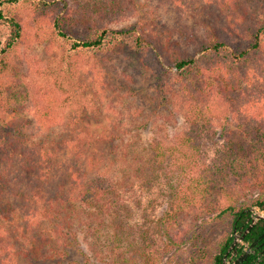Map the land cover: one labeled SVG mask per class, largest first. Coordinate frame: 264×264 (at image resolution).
I'll use <instances>...</instances> for the list:
<instances>
[{"label": "trees", "instance_id": "16d2710c", "mask_svg": "<svg viewBox=\"0 0 264 264\" xmlns=\"http://www.w3.org/2000/svg\"><path fill=\"white\" fill-rule=\"evenodd\" d=\"M82 1L85 5L71 6L68 0H0V20L10 26L0 53V264H89L87 258L76 259L84 255L77 233L106 213L118 196L111 181L91 173V152L99 151V144L74 137L30 141L29 121L20 109L26 94L11 54L21 37L17 9L34 22L38 43L66 47L58 58L68 84L57 79L54 84L65 93L67 105L77 106L68 128H77L91 115L101 120L98 108L86 100L77 65L87 58L100 65L99 55L119 53L128 44L139 69L153 76L162 104L186 107L188 125L176 147L187 161L194 159L207 123L215 120L221 126L222 143L212 162L190 178L185 194L177 197L175 215L160 218L166 226L159 255L132 240L128 245L133 248L130 259L140 257L143 264H172V253L188 243L185 264H221L233 229H246L252 207L264 210V13L254 18L237 0H191L198 27L179 21L176 34L148 25L110 29L91 20L105 8L97 0ZM236 41L242 45L235 46ZM155 156L163 155L158 151ZM184 208L194 211L195 221L203 222L206 215L227 224L215 245L210 247V239L201 235L202 222L189 237L175 224ZM263 232L264 219L252 226L244 242ZM256 256L250 255L247 264ZM130 259L121 256L117 263Z\"/></svg>", "mask_w": 264, "mask_h": 264}, {"label": "rangeland", "instance_id": "374dc122", "mask_svg": "<svg viewBox=\"0 0 264 264\" xmlns=\"http://www.w3.org/2000/svg\"><path fill=\"white\" fill-rule=\"evenodd\" d=\"M68 2L71 6L79 3L85 5L82 0ZM97 2L100 4L98 6L105 8L98 12L103 18L94 13L91 20H100L110 29L148 25V28L158 30L171 28L177 34L183 21L191 28L198 27L191 13V0ZM237 2L242 10L249 11L254 18L264 13V5L259 0ZM111 8L112 12H105ZM15 15V19L21 21L22 28L21 37L14 43L11 54L21 77L20 88L26 94L20 109L29 121L26 130L30 141L74 137L99 144V151L95 149L91 152L95 160V165L93 159L89 164L91 173L107 178L118 192L115 203L108 207L106 213H97L90 227L83 225L78 231L77 239L82 244L84 255H77L76 259L83 262L87 258L89 264H119L117 262L121 261V256L132 257L133 248L128 247L131 240L137 243L136 246H149L147 250L159 255L165 244L162 230L166 226L160 218L165 219L167 214L175 215L177 197L185 194L190 178L197 176L200 167L212 162L222 143L218 137L221 126L215 120L207 123L194 159L187 161L176 147L178 138L188 125L184 120L186 107L176 102L162 104L155 94L153 76L139 69L128 44L119 53L110 52L103 57L99 55L100 65H94L88 58L77 65V77L82 81L86 100L98 108L101 120L95 121L91 115L85 117L77 128L74 125L71 126L74 129L68 128L77 106L75 103L67 105L63 101L65 93L54 84L55 79L68 84L62 79L67 73L61 69L58 58L66 47L38 43L35 36L38 30L26 12L17 9ZM179 21L182 22L177 26ZM9 34L8 22L0 20V53ZM234 45L242 44L236 41ZM7 61L12 62L10 57ZM170 73L171 76L176 75L174 70H170ZM108 141L113 142L112 148ZM158 151L163 156L156 157ZM251 210L261 213L255 207ZM194 218V211L187 208L175 218V224L184 228L187 237L197 230L195 224L202 222L201 218L196 221ZM226 226V223L204 215L199 231L210 239L211 247L219 241L221 231ZM187 246L172 253V264L187 262L191 244ZM143 262L142 258L137 257L122 264Z\"/></svg>", "mask_w": 264, "mask_h": 264}, {"label": "flooded vegetation", "instance_id": "af4514ba", "mask_svg": "<svg viewBox=\"0 0 264 264\" xmlns=\"http://www.w3.org/2000/svg\"><path fill=\"white\" fill-rule=\"evenodd\" d=\"M242 232L243 231H241L240 229H236V228L233 229V235L236 234L239 236L242 234ZM263 233H261L257 239L251 242H244V238H243V240L241 241V243L239 244L237 248V252L234 255L232 256L230 255L227 258L226 264H235V261L237 260L238 256L243 254L246 250H248V256L246 257V259L240 262V264H247V258L252 254H257V256L253 260L254 262H251V264H264V234ZM240 247H242V250L238 251Z\"/></svg>", "mask_w": 264, "mask_h": 264}, {"label": "water", "instance_id": "95a60500", "mask_svg": "<svg viewBox=\"0 0 264 264\" xmlns=\"http://www.w3.org/2000/svg\"><path fill=\"white\" fill-rule=\"evenodd\" d=\"M263 219H264V210H261V213L256 212L254 210H251L250 218L247 219V220H250L248 226L242 232L241 235H239V236L236 235V234L233 235L232 242H231V244L229 245V247L227 248L226 252L224 253V255L222 257V264H226L227 263V258L230 255L232 256V255H234L237 252V248H238L239 244L243 240L244 236L250 231V229L252 228V226L258 220H263ZM234 232H235V230H234ZM247 256H248V250H246L243 254H241L240 256H238L237 260L235 261V264H240V262H242L244 259H246Z\"/></svg>", "mask_w": 264, "mask_h": 264}]
</instances>
